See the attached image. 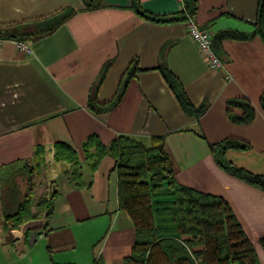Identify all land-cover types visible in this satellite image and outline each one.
<instances>
[{
    "label": "crops",
    "instance_id": "crops-1",
    "mask_svg": "<svg viewBox=\"0 0 264 264\" xmlns=\"http://www.w3.org/2000/svg\"><path fill=\"white\" fill-rule=\"evenodd\" d=\"M195 1L194 21L216 36L253 31L259 0ZM179 10L178 0H0V175L42 157L50 207L16 226L0 218V264L123 263L136 232L118 206L115 160L104 155L93 168L83 146L89 138L108 146L119 135L163 138L176 181L223 198L264 264V192L227 173L210 148L246 143L225 158L264 176L263 41L219 40L222 67L211 68L185 22L171 20ZM163 71L199 114L183 110ZM56 143L75 150L80 182L55 158ZM1 183L0 216L8 199Z\"/></svg>",
    "mask_w": 264,
    "mask_h": 264
},
{
    "label": "trees",
    "instance_id": "trees-1",
    "mask_svg": "<svg viewBox=\"0 0 264 264\" xmlns=\"http://www.w3.org/2000/svg\"><path fill=\"white\" fill-rule=\"evenodd\" d=\"M195 3V0H184V7L171 20L184 21L186 12L193 16ZM135 11L143 17H149L139 7H135ZM71 14L69 11L46 19L40 25L45 29L35 36L50 32ZM255 35L264 44V0L258 1L251 33L227 30L217 36L213 34L212 49L218 55L216 43L219 40H244ZM163 75L183 110L199 114V109L191 105L175 78L167 71H163ZM261 106L264 110V93L261 96ZM83 146L93 168L104 155L109 154L115 160L118 206L128 212L136 232L132 252L122 264H261L254 245L223 198L196 191L176 181L163 138L153 137L149 143H144L127 135H119L108 146L96 143L93 138L87 139ZM247 146L242 141L225 139L211 144L210 148L217 164L227 173L264 192L263 175L238 167L224 156L229 148L244 150ZM54 148L55 158L68 161V172L79 180L75 150L65 143H56ZM162 189L168 191L160 193ZM26 190L28 191V184ZM167 197L170 199L165 201ZM35 206L40 211L45 210L46 214L50 213L46 198L38 201ZM17 211L24 215L15 223L12 221L14 226L38 215L32 213L27 194L18 203ZM163 216L167 219H163ZM8 219L7 215L6 220ZM260 245L264 251V237L260 239Z\"/></svg>",
    "mask_w": 264,
    "mask_h": 264
},
{
    "label": "rangeland",
    "instance_id": "rangeland-1",
    "mask_svg": "<svg viewBox=\"0 0 264 264\" xmlns=\"http://www.w3.org/2000/svg\"><path fill=\"white\" fill-rule=\"evenodd\" d=\"M45 167L46 163H44L42 157H39L35 160L15 165L12 169H7L1 173V189H3V192L8 198L6 199L5 210L0 216L3 221H9L11 223L13 221V223H15L20 219V216L24 215V213L17 211V206L25 194H27L30 200L32 213L40 215L43 212V210L40 211L39 207L37 208L35 205L38 201L46 198V182L44 178H42L44 176ZM27 184L28 191L26 190ZM13 186H15V190H18V193H12L11 189H13ZM167 191V189H162L160 193H166ZM167 199L169 200L170 198L167 197L165 201H167ZM159 200L164 201L163 198H159ZM7 215L9 218L8 220H6ZM163 219L167 218L163 216Z\"/></svg>",
    "mask_w": 264,
    "mask_h": 264
},
{
    "label": "built area",
    "instance_id": "built-area-1",
    "mask_svg": "<svg viewBox=\"0 0 264 264\" xmlns=\"http://www.w3.org/2000/svg\"><path fill=\"white\" fill-rule=\"evenodd\" d=\"M180 4V9L184 7V0H178ZM186 19L185 27L186 32L189 35V37L193 40V42L196 44L198 50L203 55V57L206 59L209 67L211 68H220L222 67V61L219 58V56L214 52L212 49V36L213 33L205 28L198 26L196 22L194 21L193 17L189 15V13L186 12ZM6 37H0V43L5 41ZM16 48L24 53H30V46L28 42L23 40H17L15 41Z\"/></svg>",
    "mask_w": 264,
    "mask_h": 264
},
{
    "label": "water",
    "instance_id": "water-1",
    "mask_svg": "<svg viewBox=\"0 0 264 264\" xmlns=\"http://www.w3.org/2000/svg\"><path fill=\"white\" fill-rule=\"evenodd\" d=\"M33 236H35V233L33 234Z\"/></svg>",
    "mask_w": 264,
    "mask_h": 264
}]
</instances>
